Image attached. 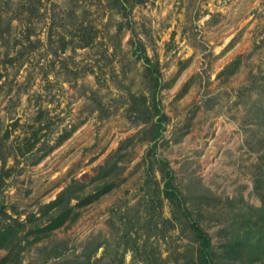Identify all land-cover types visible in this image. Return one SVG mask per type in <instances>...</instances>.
Returning <instances> with one entry per match:
<instances>
[{
    "label": "rangeland",
    "instance_id": "rangeland-1",
    "mask_svg": "<svg viewBox=\"0 0 264 264\" xmlns=\"http://www.w3.org/2000/svg\"><path fill=\"white\" fill-rule=\"evenodd\" d=\"M0 136V264H199L159 157L210 264H264V0H0Z\"/></svg>",
    "mask_w": 264,
    "mask_h": 264
},
{
    "label": "trees",
    "instance_id": "trees-1",
    "mask_svg": "<svg viewBox=\"0 0 264 264\" xmlns=\"http://www.w3.org/2000/svg\"><path fill=\"white\" fill-rule=\"evenodd\" d=\"M114 3H116L117 6V11L120 12L121 14L128 16L129 13V7H130V0H111ZM115 6V5H114ZM127 24L131 28V20H127ZM136 45L133 48V52L137 57H140L143 62L146 64L152 79L154 80L155 83H158L159 81V69L157 65L151 60V58L148 56L146 51L144 50L143 45L141 44L140 40L134 41ZM151 103L154 108V111L157 113L156 118L154 119L152 123V142L151 146H155V139L159 136V134L162 131L163 128V122L165 119V113L162 111L161 107L159 106V101L158 98L156 97V91H153L152 97H151ZM6 136H0V140L4 139ZM1 152V148H0ZM3 161L5 159H2ZM159 162L163 168V191L166 193V195L172 199L176 206L180 208V211L182 213V216L186 217L189 220L190 228L192 231V234L194 235L195 239L198 240L199 242V247H198V260L199 264H210L209 259H210V236L208 233L202 229L200 224L195 218H192L190 215L189 209L186 207L181 191L172 183V170L169 166L168 161L163 158L159 157ZM1 177V176H0ZM1 182V178H0ZM5 237V231L0 228V247L3 246L2 239Z\"/></svg>",
    "mask_w": 264,
    "mask_h": 264
}]
</instances>
